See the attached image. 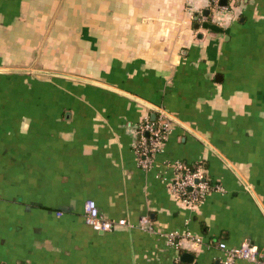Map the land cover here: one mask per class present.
Listing matches in <instances>:
<instances>
[{
  "label": "crops",
  "instance_id": "0c3cea01",
  "mask_svg": "<svg viewBox=\"0 0 264 264\" xmlns=\"http://www.w3.org/2000/svg\"><path fill=\"white\" fill-rule=\"evenodd\" d=\"M200 11L204 0H0V264H223L219 243L245 241L264 261V0H241L221 32ZM159 109L173 123L145 170L134 129ZM168 161L222 189L189 208ZM88 199L127 224L94 230ZM143 216L202 243L169 247Z\"/></svg>",
  "mask_w": 264,
  "mask_h": 264
},
{
  "label": "built area",
  "instance_id": "2783aa9c",
  "mask_svg": "<svg viewBox=\"0 0 264 264\" xmlns=\"http://www.w3.org/2000/svg\"><path fill=\"white\" fill-rule=\"evenodd\" d=\"M204 1L210 10V14L206 17L202 11L197 13L199 22L211 21L218 26L225 25L230 17L236 16L241 3V0H226V4H222V0ZM190 13L193 15V9ZM172 123L173 119L170 113L165 109H159L155 119L147 116L135 126L133 148L141 168L149 170L154 167L156 157L164 151ZM165 165L173 171L169 190L178 201L191 209H195L210 193L222 189L220 185L212 183L201 165L193 167L183 161H168ZM84 218L86 224L100 232L112 231L117 226L127 224L124 218L111 219L103 215L94 199L85 201ZM139 225L144 230L164 237L166 244L176 249L182 248L183 240L191 242L196 248L202 243V237L195 236L189 231L184 233L155 231L148 216H143ZM219 248L223 251V264H235L237 260L264 264L259 247L250 241L232 247H229L225 242H220Z\"/></svg>",
  "mask_w": 264,
  "mask_h": 264
},
{
  "label": "water",
  "instance_id": "95a60500",
  "mask_svg": "<svg viewBox=\"0 0 264 264\" xmlns=\"http://www.w3.org/2000/svg\"><path fill=\"white\" fill-rule=\"evenodd\" d=\"M221 3L225 4L226 3V0H222ZM206 13H208V11H206ZM203 27L204 28H208V29H211L213 31H217V32H221L222 29L216 25V24H211V23H204L203 24ZM195 28L198 29L199 28V25H195ZM181 261L185 262V263H193L194 261V255L191 253V252H184L182 255H181Z\"/></svg>",
  "mask_w": 264,
  "mask_h": 264
},
{
  "label": "trees",
  "instance_id": "16d2710c",
  "mask_svg": "<svg viewBox=\"0 0 264 264\" xmlns=\"http://www.w3.org/2000/svg\"><path fill=\"white\" fill-rule=\"evenodd\" d=\"M193 167H195V166H193Z\"/></svg>",
  "mask_w": 264,
  "mask_h": 264
}]
</instances>
